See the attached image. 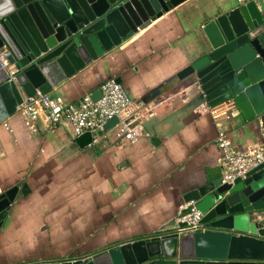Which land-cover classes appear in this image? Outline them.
Listing matches in <instances>:
<instances>
[{
    "label": "crops",
    "instance_id": "crops-1",
    "mask_svg": "<svg viewBox=\"0 0 264 264\" xmlns=\"http://www.w3.org/2000/svg\"><path fill=\"white\" fill-rule=\"evenodd\" d=\"M236 1L189 0L49 93L74 104L105 81H120L140 123L136 143H122L111 130L98 151L80 149L67 129L27 127L18 107L1 124L0 192L18 184L28 190L1 231L0 264L85 258L184 224V196L222 177L220 138L233 153L263 144L261 121L195 102L190 82L178 79L216 5Z\"/></svg>",
    "mask_w": 264,
    "mask_h": 264
},
{
    "label": "water",
    "instance_id": "water-1",
    "mask_svg": "<svg viewBox=\"0 0 264 264\" xmlns=\"http://www.w3.org/2000/svg\"><path fill=\"white\" fill-rule=\"evenodd\" d=\"M189 0H0V48L12 71L0 66V126L25 98L49 94L88 72L165 13ZM200 27L197 55L178 79L189 81L194 101L264 125V0L216 5ZM120 84V81H117ZM102 97L100 90L92 99ZM131 117L130 129L139 127ZM119 120L109 121L103 134ZM80 149L92 135L76 139ZM98 151V147H92ZM0 192V234L19 192ZM203 214L206 231L181 234L186 224L152 237L109 247L85 258L38 264H264V162L244 178L201 184L184 196ZM176 222V221H175Z\"/></svg>",
    "mask_w": 264,
    "mask_h": 264
},
{
    "label": "built area",
    "instance_id": "built-area-1",
    "mask_svg": "<svg viewBox=\"0 0 264 264\" xmlns=\"http://www.w3.org/2000/svg\"><path fill=\"white\" fill-rule=\"evenodd\" d=\"M237 1L244 3L248 0ZM8 57V52L0 48L1 68L12 71ZM99 90L102 97L98 101L92 99L93 94L91 93L84 95L79 102L74 104H65L49 94L38 92L36 96L25 98L22 101L17 108L18 113L24 118L26 126L32 130H35L38 122H43L51 130L64 128L71 131L74 139L90 133L92 135L90 147L100 142L109 121L117 118L118 124L111 129L115 138L125 144L136 143L141 133L137 129H130L129 124H126L128 119L134 117L135 111L124 87L115 79H109L101 84ZM203 110L205 111L204 108ZM219 143L223 150L220 165L224 184L244 178L249 171L264 162V140L261 146L248 153L231 152L224 137L220 138ZM203 217L195 204L182 206L180 222L186 224L187 227L180 230V233L205 232L206 227L201 223Z\"/></svg>",
    "mask_w": 264,
    "mask_h": 264
},
{
    "label": "rangeland",
    "instance_id": "rangeland-1",
    "mask_svg": "<svg viewBox=\"0 0 264 264\" xmlns=\"http://www.w3.org/2000/svg\"><path fill=\"white\" fill-rule=\"evenodd\" d=\"M23 255H25V253H22Z\"/></svg>",
    "mask_w": 264,
    "mask_h": 264
}]
</instances>
